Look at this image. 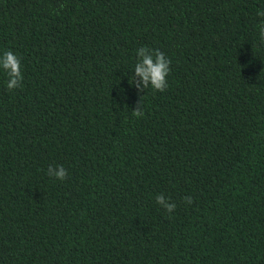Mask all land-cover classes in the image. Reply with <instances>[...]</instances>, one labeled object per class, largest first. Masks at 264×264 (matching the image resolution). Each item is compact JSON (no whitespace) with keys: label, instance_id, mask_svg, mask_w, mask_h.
Instances as JSON below:
<instances>
[{"label":"trees","instance_id":"obj_1","mask_svg":"<svg viewBox=\"0 0 264 264\" xmlns=\"http://www.w3.org/2000/svg\"><path fill=\"white\" fill-rule=\"evenodd\" d=\"M261 11L0 0L23 75L9 90L0 68V264H264ZM140 47L171 60L164 92L135 74Z\"/></svg>","mask_w":264,"mask_h":264},{"label":"clouds","instance_id":"obj_2","mask_svg":"<svg viewBox=\"0 0 264 264\" xmlns=\"http://www.w3.org/2000/svg\"><path fill=\"white\" fill-rule=\"evenodd\" d=\"M258 15L264 17V11L259 12ZM260 37L264 40V25L260 28ZM137 57H139V62L135 64V74L141 77L144 88L148 89L151 87L155 91L164 92L168 87L167 77L171 71V60L159 50H152L147 47H140L137 50ZM0 68L9 77L7 82V88L9 90L22 86L23 75L21 72V62L19 57L12 51H5L0 55ZM132 113L137 118L142 117L144 115L143 107H138ZM48 175L50 177L54 176L59 180H64L67 178L68 173L62 165H58L55 168L49 166ZM184 199L187 203H192L191 197H185ZM156 201L169 213H172L176 208V204L166 202L163 195H158Z\"/></svg>","mask_w":264,"mask_h":264}]
</instances>
